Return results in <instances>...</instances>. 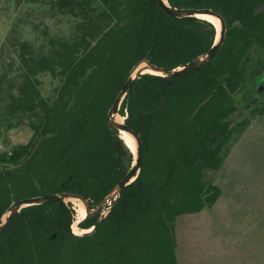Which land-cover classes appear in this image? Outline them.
<instances>
[{"label":"trees","instance_id":"obj_1","mask_svg":"<svg viewBox=\"0 0 264 264\" xmlns=\"http://www.w3.org/2000/svg\"><path fill=\"white\" fill-rule=\"evenodd\" d=\"M166 1L171 8L218 14L226 25L223 44L170 86L163 89L165 78L145 74L126 93L118 114L140 138L142 163L94 231L71 234V211L63 202L25 207L0 233V264H177L176 218L218 200L220 190L204 180L203 170L216 172L223 164L221 149L235 131L228 124L235 111L232 97L251 62L249 49L264 53V11L252 14L264 0ZM51 5L68 19L64 36H51L45 27L36 47L9 38L21 73L7 112L31 115L29 128L38 143L32 152L30 141L0 154V219L15 200L62 192L96 207L133 162L106 121L131 70L139 62L177 70L215 42L212 23L169 16L156 0ZM47 73L59 82L51 101L40 95L38 77ZM258 113L264 114V106ZM212 137L217 140L210 146ZM97 219L84 217L78 227L89 230Z\"/></svg>","mask_w":264,"mask_h":264},{"label":"rangeland","instance_id":"obj_2","mask_svg":"<svg viewBox=\"0 0 264 264\" xmlns=\"http://www.w3.org/2000/svg\"><path fill=\"white\" fill-rule=\"evenodd\" d=\"M53 1L0 0V154L8 153L30 141H33L31 145L32 152L38 143L37 138L34 137L29 128V123L33 120V117L23 114L11 115L7 112L10 91L16 89L19 84L18 73H21L20 65L10 44L12 40H9V38L14 35L18 41L31 42L36 47L41 45L43 41L38 35L45 27L48 28V33L51 36L55 35L58 38L64 36L68 32L70 24H68L67 18L56 13L55 7L51 5ZM34 25L38 26V30L33 28ZM248 56H250L251 62L248 65L247 73L237 93L232 97L235 111L228 117V124L229 128H234L235 131L228 143L221 149L220 156L225 160L224 164L216 172L203 170L204 180L208 183L212 182L220 190V195L218 200L210 207L211 210H205L202 216L208 212L210 221L222 223L223 225L221 228L215 225L216 229L213 231L212 229L204 230L197 227L192 229V233L189 234L190 228L183 225L182 221L194 222L202 219V216L196 217L195 214H188L179 217V223H175L176 227L173 234L177 253L179 248L187 245L185 238L188 237V234L189 237L194 236L191 237L194 243L189 247L200 253L203 249L202 242L205 237L207 238L210 235V232L221 235L226 234V237L230 238V236L236 235L237 225L240 223H246L248 226L253 221H257L256 217L264 216L263 210L259 207H246L243 210L245 206L238 203L236 198L240 185L241 188L247 190H250L247 188L248 185H253L255 189L252 190L256 195L259 192L260 194L264 192V114L259 115L258 109L248 110V112L243 110L237 99L242 92L253 87V81L256 83L264 81V74H259L262 64H264V55L261 50L253 46L249 49ZM38 81L42 98L51 101L56 97V91L59 87L58 81L54 80L48 73L40 75ZM216 140L217 137H212L209 143L210 146H213ZM239 183L241 184L238 185ZM246 199L248 205H252L256 201V199L248 196ZM64 203L71 211L70 232L75 235L72 232V226L76 223L75 226L80 229L78 223L82 219L77 220L78 213L74 204L66 201ZM258 203L264 205V200ZM167 225L170 226V224ZM256 228L260 229L261 232V229L264 228V222L262 226H256ZM263 231L259 232V237H264ZM234 238L232 237L231 241ZM204 246L206 247L205 244Z\"/></svg>","mask_w":264,"mask_h":264},{"label":"water","instance_id":"obj_3","mask_svg":"<svg viewBox=\"0 0 264 264\" xmlns=\"http://www.w3.org/2000/svg\"><path fill=\"white\" fill-rule=\"evenodd\" d=\"M157 4L161 8V10L172 17H178V18H187V17H195L196 19H200L199 16H213V18L217 19L219 21L220 27L218 32V38H217V32L215 37L214 44L209 48V50L202 56H200L197 59H193L192 61H189L187 64H185L182 68L174 69L171 71H167L164 69L159 68L158 66L152 65L148 62H139L130 72L129 76L126 77L125 82L122 86V89L119 93L116 94L115 98L113 99V102L111 104L110 109L107 111L106 115V121L107 125L110 127V129L115 130L118 132V134L122 131L123 133L128 134L133 141L135 142V153H130L133 155V162L130 165L129 170L125 174L124 178L122 180H119L113 190L104 198L101 199L100 203L90 209L88 202L86 199L82 198L80 195L71 194L69 192H62L56 195H46V196H36V197H29L23 200L14 201L4 214V216L0 219V233L7 224L9 223L10 219L15 213L20 212L23 208L28 206H38L42 204L47 203H55V202H65V200L68 199H75L78 200L85 208V217L87 216H93L95 214H98V219L96 223L89 229L87 233H83L82 235H88L92 231H94L101 220L104 219L106 214L110 211L113 204L115 203L117 197H119L120 192L124 187L129 185L133 180L136 179L138 172L140 170V165L142 163V151L141 146L142 143L140 141V138L134 134L131 130L128 129V127L124 124L122 121L121 123H118L115 121L114 117L119 116L118 111L120 109L122 100L124 99L126 93L131 89L132 85L136 81V79L141 75L147 74L146 71H152L159 75L160 77L165 78L167 81L163 84L162 88H166L170 86L173 82V79L180 78L182 75L187 73L190 69L194 68L197 69L201 67L203 64H205L207 61L213 58V56L217 53L219 50L221 44H223L224 37H225V30L226 25L224 20L216 13H214L212 10L206 8V9H196V8H188V9H178V8H171L166 0H156ZM264 11V4L258 6L255 10H253V16H257L260 12ZM135 73V76L131 77ZM166 107V97L164 96L162 98V111L165 110ZM120 117V116H119ZM120 135V134H119ZM120 138V136H119ZM121 139V138H120ZM122 140V139H121ZM115 157H118V154H115ZM81 235V236H82ZM55 235H52L51 239H54Z\"/></svg>","mask_w":264,"mask_h":264},{"label":"crops","instance_id":"obj_4","mask_svg":"<svg viewBox=\"0 0 264 264\" xmlns=\"http://www.w3.org/2000/svg\"><path fill=\"white\" fill-rule=\"evenodd\" d=\"M224 161L225 160H223V164ZM240 184L241 183H239L238 185ZM247 188H249L250 190L243 189L240 185V188L238 189L236 195V198L238 199L237 202L242 203V206H245L243 207V210H245L244 208L246 207H259L264 212V205H259L258 203L259 201L264 200V192L261 194L259 192V194L256 195V193H254V190H252L255 189L253 185H248ZM247 196L251 197L252 199H256V201L253 202L252 205H248V203L246 202ZM205 210L210 211L211 208H203L200 212L195 214L196 217L202 216ZM256 218L257 221H253L251 225L247 226L246 223H240L239 225H237L236 235L230 236V238H227L226 234L221 235L219 233L210 232V235L207 238L205 237L204 241L202 242L203 249L200 253L192 250L189 247L192 243H194L193 238H191L194 236L192 235L189 237V234L192 233L191 230L198 227L199 229H212L213 231L216 229L215 225H217L218 228H221L223 224L210 221L211 219L208 216V212L205 213L204 216H202V219L196 220L194 222L182 221L183 225H187L190 230L188 231V237L185 238L187 245L183 248H179V250H177L178 253L176 252L175 246L174 253L177 264H264V237H259L264 228L261 229V232L260 229L256 228V226L259 227L263 225L264 216ZM178 219L180 218H176L173 224V228L176 227V222L177 224L179 223ZM225 230H227V228H225ZM181 232L183 233V231ZM178 237L180 236L178 235ZM232 237L235 238L231 241ZM204 244L207 248L204 246Z\"/></svg>","mask_w":264,"mask_h":264},{"label":"bare ground","instance_id":"obj_5","mask_svg":"<svg viewBox=\"0 0 264 264\" xmlns=\"http://www.w3.org/2000/svg\"><path fill=\"white\" fill-rule=\"evenodd\" d=\"M200 19L202 20H205V21H208L210 23H212V25L214 26V29L215 31L217 32V38H218V32H219V27H220V24H219V21L215 18H213V16H208V15H205V16H199ZM147 74H157L155 72H152V71H146ZM135 76V73L131 76L133 77ZM115 121L118 122V123H121L123 121V118L122 117H119V116H115L114 117ZM120 135V138L122 139V142L124 143V146L128 149V151H130L131 153H135V143L133 141V139L126 133H123L122 131L119 133ZM66 202L68 203H72L76 206L77 208V220H81L85 217V208L84 206L78 201V200H75V199H66L65 200ZM76 223L73 224L72 226V229H73V233L75 235H81L83 233H87L88 231L90 230H82V229H78L76 226ZM82 230V231H80Z\"/></svg>","mask_w":264,"mask_h":264},{"label":"flooded vegetation","instance_id":"obj_6","mask_svg":"<svg viewBox=\"0 0 264 264\" xmlns=\"http://www.w3.org/2000/svg\"><path fill=\"white\" fill-rule=\"evenodd\" d=\"M261 73L264 74V64H262L261 72L259 74ZM237 99L243 110L247 112L248 110H259L264 106V81H258V83L253 81V87L242 92Z\"/></svg>","mask_w":264,"mask_h":264}]
</instances>
